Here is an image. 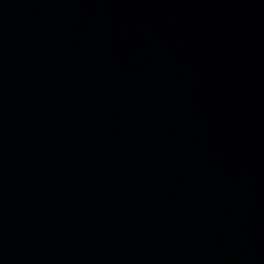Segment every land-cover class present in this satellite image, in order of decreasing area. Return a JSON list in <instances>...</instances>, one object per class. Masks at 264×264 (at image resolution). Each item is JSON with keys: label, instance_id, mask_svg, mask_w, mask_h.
<instances>
[{"label": "water", "instance_id": "1", "mask_svg": "<svg viewBox=\"0 0 264 264\" xmlns=\"http://www.w3.org/2000/svg\"><path fill=\"white\" fill-rule=\"evenodd\" d=\"M0 264H264V0H0Z\"/></svg>", "mask_w": 264, "mask_h": 264}]
</instances>
